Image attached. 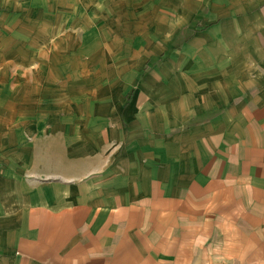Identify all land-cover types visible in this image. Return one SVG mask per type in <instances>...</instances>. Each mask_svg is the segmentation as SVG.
<instances>
[{
	"label": "crops",
	"instance_id": "1",
	"mask_svg": "<svg viewBox=\"0 0 264 264\" xmlns=\"http://www.w3.org/2000/svg\"><path fill=\"white\" fill-rule=\"evenodd\" d=\"M171 5L203 73L49 111L56 168L0 158V264H264V0Z\"/></svg>",
	"mask_w": 264,
	"mask_h": 264
},
{
	"label": "rangeland",
	"instance_id": "2",
	"mask_svg": "<svg viewBox=\"0 0 264 264\" xmlns=\"http://www.w3.org/2000/svg\"><path fill=\"white\" fill-rule=\"evenodd\" d=\"M177 11L171 0H0V158L18 159L21 172H49L56 166L34 165L46 135L59 131L58 114L49 132L41 127L49 111L84 107L111 85L138 94L151 64L165 81L203 73L189 55L209 38Z\"/></svg>",
	"mask_w": 264,
	"mask_h": 264
}]
</instances>
